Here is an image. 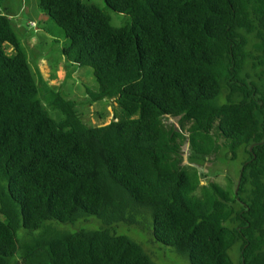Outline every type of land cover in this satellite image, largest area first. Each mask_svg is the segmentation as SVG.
<instances>
[{
    "label": "trees",
    "instance_id": "1",
    "mask_svg": "<svg viewBox=\"0 0 264 264\" xmlns=\"http://www.w3.org/2000/svg\"><path fill=\"white\" fill-rule=\"evenodd\" d=\"M6 1L0 264H159L128 226L190 264H264V0H104L131 17L122 27L83 0H38L67 60L93 68V101L124 111L102 126L33 70ZM236 161L225 188L204 184ZM91 217L99 230L17 236Z\"/></svg>",
    "mask_w": 264,
    "mask_h": 264
},
{
    "label": "rangeland",
    "instance_id": "2",
    "mask_svg": "<svg viewBox=\"0 0 264 264\" xmlns=\"http://www.w3.org/2000/svg\"><path fill=\"white\" fill-rule=\"evenodd\" d=\"M83 1L100 7L111 18V24L114 27H122L132 21L129 15L110 10L104 0ZM2 10L5 14L10 15L21 41V48L28 57L33 70L39 65L41 74L45 81L49 82V86L55 90V93H60L63 98L76 102L84 123L102 126L109 124L115 114L117 118L125 116L124 111L114 100L93 101L95 93L99 91L98 82L92 71L93 68H81L67 60L64 50L70 45V40L56 23L40 10L38 0H7ZM50 96V93H48V98ZM48 103L51 104L49 100ZM47 108L54 119L58 120L62 117L60 111H56L54 107L48 106ZM228 163H210L208 169L209 180H204V184L215 183L225 188L229 183V179L236 175L235 172L241 166L239 161ZM50 226L54 229L58 228L57 231L60 232H76L80 230H99L103 225L96 217L67 224L51 225V222H47L41 229L32 233H29L26 229H21L18 231L17 236L21 242H25L33 237L40 236ZM129 230L130 232L126 233ZM121 234L135 238L139 243H143L147 251L155 252L157 255L155 260L159 264H190L186 258L176 254L172 248L155 241L153 231L149 232L128 226L126 231Z\"/></svg>",
    "mask_w": 264,
    "mask_h": 264
},
{
    "label": "clouds",
    "instance_id": "3",
    "mask_svg": "<svg viewBox=\"0 0 264 264\" xmlns=\"http://www.w3.org/2000/svg\"><path fill=\"white\" fill-rule=\"evenodd\" d=\"M115 102V101H114ZM110 123V122H109ZM107 125V124H106Z\"/></svg>",
    "mask_w": 264,
    "mask_h": 264
}]
</instances>
